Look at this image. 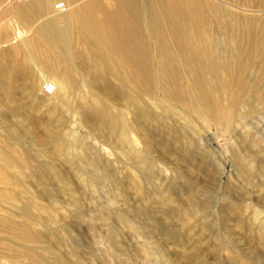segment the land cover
Masks as SVG:
<instances>
[{"label":"bare ground","instance_id":"6f19581e","mask_svg":"<svg viewBox=\"0 0 264 264\" xmlns=\"http://www.w3.org/2000/svg\"><path fill=\"white\" fill-rule=\"evenodd\" d=\"M57 1L0 0V20L10 16L0 27V43L18 38L9 47L0 45V123L7 128L0 141L9 138V128L25 115V104L15 96L31 92L44 79L45 72L54 77L53 86L48 83L49 93L54 92L59 104H65L63 93L78 97L76 107L82 110L81 124L93 122L101 129H109L123 142L131 143L133 130L155 140L159 138L160 144L181 141L182 155L191 158L199 154L201 161L204 155L197 149L193 122L202 121L218 130L224 126L221 132L231 134L237 132L240 120L251 115L264 99V27L257 30L254 20L247 15L225 13L221 7L203 0H114L112 7L100 4L99 0L80 6H73L77 0H61L69 7L60 3L64 9L56 10ZM225 1L264 12V0ZM221 16L227 21L222 22ZM27 32L32 35H26ZM30 62L36 66L35 72ZM39 72H44V76ZM104 93L116 94L131 107L132 120L126 119L122 111L114 114L101 95ZM148 99L160 111L150 110L146 105ZM58 106L54 104V109L59 110ZM238 135L244 140L254 138L246 134L245 126ZM45 140L53 142L62 157L68 156L62 132H47ZM39 141L42 140L36 144H42ZM256 153L260 159L253 169L248 155L233 152L232 158L243 166L248 181L258 174L264 176L260 167L264 148L259 145ZM151 154L146 148L133 149V157L139 158L144 175L159 165ZM25 156L21 157L10 145L0 146V181L6 190L18 184L20 173L29 168ZM88 161L95 168V172L91 171L94 180L108 177L96 165L95 157H87ZM192 190L186 191L188 195L181 204L169 207L167 213L173 219L184 222L194 218L201 207L198 202L209 203L208 198L201 200ZM44 191L49 198L56 199L51 190ZM171 193L179 198L180 188L174 186ZM224 203L225 216L240 224L232 200ZM20 209L23 215H29L28 204ZM119 218L125 219L123 215ZM220 224L216 228L218 233L224 227ZM0 228L21 245L31 264H62L59 255L54 254L49 261L36 247L25 244H40L48 236L31 231L26 224L5 219L0 220ZM137 228L140 232L141 227ZM164 234L176 241L180 237L174 229H166ZM115 242H111L112 246L117 245Z\"/></svg>","mask_w":264,"mask_h":264},{"label":"rangeland","instance_id":"374dc122","mask_svg":"<svg viewBox=\"0 0 264 264\" xmlns=\"http://www.w3.org/2000/svg\"><path fill=\"white\" fill-rule=\"evenodd\" d=\"M89 1L77 0L73 6ZM203 1L221 7L225 13L251 17L257 30L264 27V12L255 8H239L225 0ZM99 2L108 7L114 5V0ZM58 3L69 7L61 0L55 6ZM9 18L0 20V27ZM220 19L227 21L224 16ZM14 38L1 42V47L16 43ZM29 66L35 72L32 62ZM40 75L44 76V72ZM52 77L45 72L44 79L31 92L15 96L25 104V115L9 128V138L0 141L1 147L10 145L29 161L18 184L6 190L0 181V220L23 223L31 231L48 236L40 244L25 242L26 246L36 247L49 261L57 254L62 264H264V176L258 174L249 182L243 166L232 158L234 151L248 155L253 169L260 159L256 151L259 145L264 148V99L231 134L221 132L224 126L218 130L202 121L193 122L197 149L204 155L201 161L199 154L191 158L182 155L181 141L160 144L159 138L133 130L131 143L123 142L107 128L101 129L93 122L81 124L77 96L63 93L65 104H59L54 92L42 90L44 83L53 86ZM109 94L101 95L108 100L111 111H122L126 119L132 120L133 109L116 94ZM57 103L59 110L54 109ZM146 105L154 112L159 110L152 100H146ZM244 123L246 134L254 138L244 140L238 135ZM6 129L0 123V137L5 136ZM51 131L62 132L68 146L66 158L56 151L53 142H46L45 134ZM37 140H42V144H36ZM145 148L152 151L159 165L144 175L139 158L133 157V149ZM87 157L96 158V165L107 173L106 179L94 180L91 171L95 172V168L86 162ZM260 164L263 171L264 161L260 160ZM36 174L40 175L38 179ZM174 186L180 188L179 198L171 193ZM44 188L51 190L56 199L49 198ZM189 188L201 200L208 198L209 203L199 201L197 206L201 207L195 217L181 222L167 212L185 200ZM225 200L235 204L240 224L225 216ZM23 204L30 206L27 216L21 213ZM183 208L186 210L187 205ZM121 214L126 221L119 218ZM46 219L48 223L44 222ZM213 221L217 225L212 226ZM219 224L224 226L220 233L216 229ZM166 229H174L179 239L167 238ZM112 241L117 245L112 246ZM44 246L49 248L43 249ZM22 249L0 228V264H31Z\"/></svg>","mask_w":264,"mask_h":264},{"label":"built area","instance_id":"2783aa9c","mask_svg":"<svg viewBox=\"0 0 264 264\" xmlns=\"http://www.w3.org/2000/svg\"><path fill=\"white\" fill-rule=\"evenodd\" d=\"M55 8H57V9H62L63 6H62L60 3H58V4L55 6ZM42 90H43L45 93H49V91H50V85H49L48 83H44L43 86H42Z\"/></svg>","mask_w":264,"mask_h":264}]
</instances>
